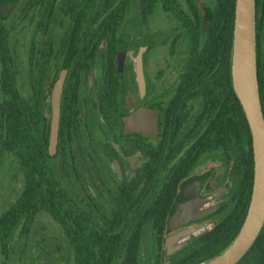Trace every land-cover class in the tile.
<instances>
[{
  "label": "rangeland",
  "instance_id": "374dc122",
  "mask_svg": "<svg viewBox=\"0 0 264 264\" xmlns=\"http://www.w3.org/2000/svg\"><path fill=\"white\" fill-rule=\"evenodd\" d=\"M3 0L0 22L7 32L16 84L26 99L33 94L32 78L43 81V134L46 153L59 179L78 202L93 196L108 213L115 208L119 184L131 181L143 165L140 155L128 157L121 144L128 136L141 137L158 146L165 110L172 100L191 52L190 36L176 12L163 2L147 10L141 0H128L119 26L118 65L121 85L115 125L103 117L106 85V44H100L96 62L83 73L79 125L72 132L69 149L77 171L63 166L59 126L63 97L80 46L88 40L105 0L90 7L88 0ZM217 0H196L203 16ZM191 15L186 0H176ZM261 49L264 51V18ZM206 25L203 26L202 42ZM1 72V61H0ZM3 93L0 87V102ZM203 108V97L194 96L186 111L189 128ZM235 121H239L236 111ZM141 117L142 120H138ZM0 113V216L15 204L24 188L18 159L1 146ZM190 143H186L188 147ZM243 146L217 131L205 152L183 179L161 244L147 224L140 247V264H176L194 249L202 234L221 222L234 208L239 188V162ZM250 253L238 264L261 259ZM0 264H74V251L61 226L45 211L37 214L27 233L23 223L13 228L7 245L0 242Z\"/></svg>",
  "mask_w": 264,
  "mask_h": 264
},
{
  "label": "trees",
  "instance_id": "16d2710c",
  "mask_svg": "<svg viewBox=\"0 0 264 264\" xmlns=\"http://www.w3.org/2000/svg\"><path fill=\"white\" fill-rule=\"evenodd\" d=\"M3 0H0V5ZM97 0H88L90 7ZM159 0H141L149 11ZM189 15L176 0H165V10L176 12L187 29L191 52L178 88L164 114L161 143L156 146L141 137L128 136L121 144L124 155L143 157V165L131 181L119 184L115 208L108 213L91 195L80 203L59 179L46 153L43 134V81L32 78L33 94L22 96L13 62L8 54L7 32L0 22L1 146L16 156L24 188L6 213L0 216V242L6 246L14 227L23 223L29 232L37 214L47 212L62 228L74 251V264H140L141 240L151 224L161 244L184 178L205 152L210 137L223 132L228 140L243 146L239 162V188L232 211L200 236L193 251L176 264H198L221 254L243 224L254 183V153L249 123L234 89L232 77L235 0H217L212 12L203 16L196 0H186ZM128 0H105L95 19L93 33L79 48L71 69L60 117L59 136L63 166L77 171L69 141L79 125L83 73L97 60L100 44H106L103 117L116 123L121 85L118 65V31ZM74 11L76 3L69 1ZM264 0H256L257 63L264 112V51L261 30ZM206 25L202 42L203 26ZM203 97V108L189 128L185 127L189 101ZM236 111L239 121L230 111ZM186 143H190L185 147ZM256 249L264 264V225L243 261Z\"/></svg>",
  "mask_w": 264,
  "mask_h": 264
},
{
  "label": "water",
  "instance_id": "95a60500",
  "mask_svg": "<svg viewBox=\"0 0 264 264\" xmlns=\"http://www.w3.org/2000/svg\"><path fill=\"white\" fill-rule=\"evenodd\" d=\"M256 34V0H235L232 77L251 130L254 183L243 224L233 242L221 254L198 264H236L264 225V112L258 80Z\"/></svg>",
  "mask_w": 264,
  "mask_h": 264
}]
</instances>
